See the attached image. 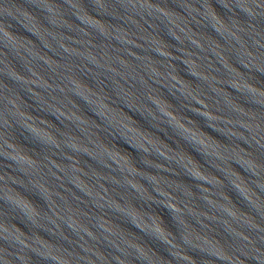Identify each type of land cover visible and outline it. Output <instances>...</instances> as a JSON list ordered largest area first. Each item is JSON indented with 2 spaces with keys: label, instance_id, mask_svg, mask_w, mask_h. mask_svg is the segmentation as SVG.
I'll list each match as a JSON object with an SVG mask.
<instances>
[{
  "label": "water",
  "instance_id": "95a60500",
  "mask_svg": "<svg viewBox=\"0 0 264 264\" xmlns=\"http://www.w3.org/2000/svg\"><path fill=\"white\" fill-rule=\"evenodd\" d=\"M0 264H264V0H0Z\"/></svg>",
  "mask_w": 264,
  "mask_h": 264
}]
</instances>
